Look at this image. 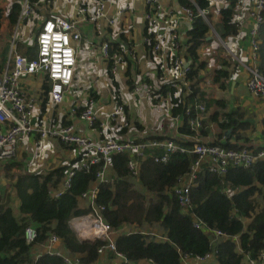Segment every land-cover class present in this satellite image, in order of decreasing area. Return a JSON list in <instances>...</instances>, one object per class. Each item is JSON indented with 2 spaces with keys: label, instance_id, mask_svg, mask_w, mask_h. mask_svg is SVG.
I'll list each match as a JSON object with an SVG mask.
<instances>
[{
  "label": "trees",
  "instance_id": "trees-1",
  "mask_svg": "<svg viewBox=\"0 0 264 264\" xmlns=\"http://www.w3.org/2000/svg\"><path fill=\"white\" fill-rule=\"evenodd\" d=\"M178 2L182 6L191 7L195 14L197 7L210 6V0ZM236 2L237 0H228L227 4L219 7L220 36L223 40L239 32L240 25L234 19ZM19 8L20 5L15 2L6 14L8 25L15 22ZM3 15V8L0 6V26ZM209 29L207 21L196 14L187 30L184 57L189 62L190 69L184 79L190 81L189 88L183 84L178 90L176 85L180 84L181 79H177L162 83L157 90L160 96L169 97L170 115L182 117V123L178 127L180 135L194 134L188 123L187 106L194 100L201 99L206 106L212 103L204 98L201 90L199 71L205 67L206 60L198 53V48L207 41ZM257 39L258 68L264 75V19L259 25ZM110 42L111 49H120L114 41ZM33 45H29L24 52L29 57H36V44ZM6 51L7 48H4L1 54L5 55ZM229 64L230 59L223 58L221 66L214 69L213 80L220 87H225L223 81L231 75L227 68ZM42 76L44 81L40 92L43 95L41 106L44 107L50 100L49 86L45 79L47 75ZM126 81L129 87L133 86L130 75ZM113 83L116 84V80ZM89 91L92 97H97L95 90ZM157 98L152 100L156 101ZM119 102L122 100L119 99ZM216 102L225 106L223 98ZM76 108L78 113L82 106ZM124 108L127 119H130L126 103ZM63 117L65 119L61 123L67 124L72 120L68 113ZM209 118L216 119L217 112L210 114ZM218 122L222 128H230L231 134L236 138H244V131L251 126L244 119V112L238 108L224 111L222 120ZM135 123L141 128L138 122ZM261 124L264 134V115ZM95 126L96 129L100 128L99 121ZM122 128L125 127L119 125L118 129ZM200 129L203 135L209 132L205 119ZM114 135L117 136V133ZM174 138L187 145L191 143L178 136ZM213 141L227 147L238 146V143L230 142L229 137L224 142L219 139ZM61 143L66 144L62 141ZM129 157L125 152L112 155L110 165L115 175L108 181L99 182L95 197L97 203L105 206L103 216L114 229L124 223L136 227L135 230L119 233L114 237L116 250L124 257L119 264H136L141 259L150 260L153 264H182L185 255L196 257L208 253H213L216 261L211 264H248L244 260L245 255L254 260L259 259L260 251L264 249V159L253 162L249 167L230 166L224 175L211 172L204 166L198 173L196 184L191 186L190 207L184 208L172 187L187 173L193 155L173 152L166 162L156 161L152 156L141 158L136 178L139 189L128 178ZM76 159L78 156L65 164L51 167L47 172L28 171L15 156L9 157V161L1 162L0 159L2 174L9 179L12 188L11 196L18 200V207L14 212L9 192L0 189V264H64L62 258L55 254L41 253L37 257L33 255V246L45 240L51 233L61 236L65 247L80 255L82 264H90L98 258L97 247L104 240H81L71 227L70 219L89 210L88 206L80 205V196L96 179L101 163L76 169L65 191L59 195L51 193V190L59 188L67 168ZM195 218L200 219L209 229L222 231L224 235L216 237L211 233L212 230L206 231L204 227L195 226ZM153 223L163 228L165 239H159L149 231H142V228ZM27 225L35 226L37 230L35 242H27L24 238L23 231ZM110 256L114 258L115 253L110 251Z\"/></svg>",
  "mask_w": 264,
  "mask_h": 264
},
{
  "label": "built area",
  "instance_id": "built-area-1",
  "mask_svg": "<svg viewBox=\"0 0 264 264\" xmlns=\"http://www.w3.org/2000/svg\"><path fill=\"white\" fill-rule=\"evenodd\" d=\"M116 1L73 0L71 14H68L65 11V5H60V0H20L18 14L12 24L13 32L6 63L0 70V159L14 155L18 142L31 133H37L41 138L53 137L76 148L78 159L67 168L59 188L51 190L53 195H59L69 187L71 176L76 169L87 168L91 164L100 162L101 168L94 180L98 183L90 185L80 196V199L87 200L89 210L74 215L70 219V225L80 239L104 240L97 247V252L99 254L113 251L115 257L112 264H119L124 257L116 250L113 238L114 228L103 216L105 206L97 203L95 197L99 182L107 181L105 180V169L110 166L114 153L129 154L127 162L129 175L134 179L138 176L141 158L152 156L156 161L166 162L173 152L193 155L187 173L181 176L172 187L173 193L176 194L180 205L184 208L190 207L191 186L196 184L198 173L204 166L211 172L224 175L230 166L249 167L253 162L264 159V141L260 144L241 143L237 147H227L206 139L205 135L200 133L207 114V106L202 99L194 100L186 109L189 115L188 123L194 131V134L183 135L184 140L191 141L189 145L173 136L149 135L141 138L115 136V130L119 125L127 127L132 123V120L126 117L125 101L122 99L117 83H113L115 94L112 106L102 116L98 112L95 98L91 95H87L78 113H76V105L68 106L69 116L79 118L90 128L96 127L95 124L99 121L100 128L97 129L98 137L95 139L79 132L73 122L67 124L52 121L38 122L35 108L43 100L40 92L42 89L37 91V87H29L28 79L46 74L49 100L53 104H62L74 81L76 67L81 59L79 45L84 37V29L98 30L101 22L106 27L113 26L117 19H121L131 10L128 3L118 5ZM141 1L144 6L142 41L155 52V60L160 73L156 76L158 81H146L142 86L134 84L133 91L141 97H159L157 90L162 83L177 80L169 78L165 71L167 65L177 77H180L178 79H181L180 84H175L177 89L180 90L183 84L189 88L190 81L184 78L190 66L179 52L183 42L175 29V21L179 18L192 21L193 17L198 14L209 24V7H197L195 14L191 7L181 5L177 12H172L166 9L164 0ZM36 13L42 14V18L36 22L34 31L37 54L36 57H29L17 50V41L32 43L28 37L29 27H31L29 22ZM248 16L252 20L249 27L250 62H242L241 65L247 70L246 87L253 94L264 97V75L258 68L257 39L259 25L264 19V0H249ZM167 22L172 30L169 32V39L163 41V25ZM110 41L109 38L101 39L96 46V51L101 60L106 63L109 72L114 75L121 64L126 62L127 56L132 59L135 56L128 48L111 49ZM119 99L122 102H119ZM193 224L197 227H204L206 231L212 230L211 233L216 237L224 235L218 229H209L198 218L194 219ZM23 235L27 242H35L37 237L35 226L27 225ZM233 238L236 239V236ZM37 244L39 249L34 257L41 253H49L60 256L64 264H82L80 255L66 248L61 236L55 233H51L45 240L35 245ZM187 257L189 256H183L182 264H211L212 256L211 253L196 256L191 263H188ZM247 260L248 264H257V262L264 264V249L260 251L258 260L248 256ZM90 264L98 263L94 261Z\"/></svg>",
  "mask_w": 264,
  "mask_h": 264
},
{
  "label": "crops",
  "instance_id": "crops-1",
  "mask_svg": "<svg viewBox=\"0 0 264 264\" xmlns=\"http://www.w3.org/2000/svg\"><path fill=\"white\" fill-rule=\"evenodd\" d=\"M19 5L20 0H0V6L3 8V12L8 11L14 3ZM227 4L228 0H210L209 6V33L207 34V41L203 42L198 48V53L202 55L206 60V65L199 71V77L201 79V90L204 92V98L211 100V104L207 106V114L205 117L209 132L205 134L206 139L215 140L219 139L224 142L229 137V141L233 143H262L264 141V134L262 133L261 118L264 115V97L253 94L245 85L247 70L241 65V63L250 62V35L249 27L251 26V18L248 16L249 0H237L235 4L234 19L239 23L240 29L237 35L227 37L223 40L220 36L221 20L219 14L220 3ZM128 3L131 10L123 16L121 19H117L113 26H105L103 23L98 30L91 31V29H84L83 39L88 45V58L92 60V65L89 66L91 72L80 71V62L82 55L79 54L78 65L75 71L74 81L65 96V101L62 104H53L48 101L44 107L41 103L36 105L35 113L37 114L38 122L52 121L59 123L63 120L64 114L68 113L69 105L82 106L87 95H90L89 89H93L97 92L96 102L97 109L102 116L112 106L113 95V78L116 80L119 92L122 95V99L128 105V115L132 120L131 124L124 129H116L115 133L121 138H141L149 135H162L184 138L178 132V127L182 123V117H173L169 113L170 100L168 96H160L156 101L152 98L136 94L132 87L127 84V78L129 75L133 79V85H143L146 81H158L156 76L160 73L155 60V52L150 49L142 41V35L144 32V19L143 10L144 6L141 0H117L116 4ZM167 10L177 12L180 9L178 0H164ZM9 24L8 19L5 18L2 27H6ZM191 25V21L186 18H179L175 21V29L177 30L183 45L179 52L184 57L186 50L184 42L187 38V30ZM10 26V25H9ZM163 41L169 39V32L172 30L169 23L163 25ZM169 28V30H168ZM109 38L114 41L115 44L122 49L128 48L135 56L134 59L127 56L126 62L122 63L119 70L111 76L108 71V67L104 61L98 60L99 54L96 51V46L101 39ZM221 38V39H220ZM17 50L19 52H26L27 48L31 44H27L21 40H18ZM4 48V47H3ZM7 52L5 55H0V67L3 68L6 63V57L8 55L9 46H6ZM230 59V64L227 67L231 72L230 77L224 79L225 87H220L219 83L213 80L214 69L221 66L222 59ZM166 66V73L169 78H180L175 75V72ZM95 70L99 73L96 75ZM129 72L128 74L126 72ZM171 75V77H170ZM44 77L42 75L33 76L28 79L29 87H37V91L42 89V83ZM224 99L225 106H220L216 100ZM234 108H238L244 112V119L251 123V126L244 131V138H236L231 134H225L226 128H222L218 121L223 118L224 111H229ZM217 112V118H209L210 114ZM214 116V115H213ZM212 116V117H213ZM65 119V118H64ZM71 122L74 123L75 128L88 135L90 138H97L98 132L96 128H90L85 122L77 117H73ZM135 122L141 125V128L137 126ZM135 123V124H134ZM44 152L46 162H40L39 153ZM24 155L20 161L23 162V168L30 163L36 165L39 164L40 170H32L34 166L28 168V171L47 172L52 165L65 164L72 158L77 157V150L68 144L61 143L60 140L53 137L41 138L37 133H31L23 140L18 142L15 154ZM38 153V158L36 154ZM42 155V153H41ZM40 155V156H41ZM18 159V158H17ZM9 161V158L2 159L3 161ZM44 161V160H43ZM1 166V163H0ZM41 166V168H40ZM43 167V168H42ZM46 167V168H45ZM1 169V167H0ZM19 172V171H18ZM115 175L113 168L108 166L105 169V180H110ZM5 176H1L3 178ZM128 178L136 183V188H140L136 179L128 176ZM93 181L90 185L97 184ZM80 205L87 207V200L80 199ZM18 207V200L14 199V212ZM72 227V226H71ZM148 229L142 228L144 232L149 231L154 233L157 238L165 239L164 230L159 224L153 223L146 226ZM153 227H157L155 230ZM134 225L124 223L113 231V238L119 233H127L135 230ZM39 245L33 246V255L38 251ZM211 263H216L214 254L211 253ZM113 258L110 256V251L99 253L98 258L95 260L98 264H112ZM194 257H187L188 263H191ZM247 260V255L244 258ZM264 262V261H263ZM136 264H153L152 261L147 259H141Z\"/></svg>",
  "mask_w": 264,
  "mask_h": 264
},
{
  "label": "rangeland",
  "instance_id": "rangeland-1",
  "mask_svg": "<svg viewBox=\"0 0 264 264\" xmlns=\"http://www.w3.org/2000/svg\"><path fill=\"white\" fill-rule=\"evenodd\" d=\"M60 2H61L60 5H62V6L65 5V8H66L65 11H66V13H68V14L70 13L71 14L70 11H71V8H72L73 0H60ZM6 14H7V12L4 11L3 20H2V23H1V26H0V55L3 52V49L6 48V46H9V42L11 40L12 32H13V26L12 25L11 26L7 25L5 28L2 27L3 26L4 19L6 17ZM41 18H42V14L41 13H36L33 16L32 20L29 22V24H31V27H29L30 30L28 31V33H29V36L28 37L32 41V43L29 42L31 45H33V44L35 45V43H34V42H36L35 33H34V31H35V25H36V22L38 20H40ZM90 24L94 28V25H93V23L91 21H90ZM101 24H102V22L100 23V25ZM17 45H18V42H17ZM88 45L89 44L84 39H82V41L80 42V45H79V52H80V55H82V60L80 62V71H81L82 74H84V72H87V73L88 72H91V69L89 68V66H91L92 63H93L92 60L90 58H88V54H89ZM97 59L100 60V57H97ZM95 73H96V75H99V73L97 72V70H95ZM41 153H42V155H41ZM41 153H39V159H40L39 161L40 162L41 161L42 162H46L47 160H45L46 157L44 156V152L42 151ZM12 156H15L18 159H21V157L24 158V155L21 156V155H19V153L18 154H14ZM36 158H38V153L36 154ZM34 162L28 164V166H25V167L26 168H30L31 166H34L35 165V167L32 170H40L39 167H38L39 164L36 165ZM56 165L57 164L52 163V165L51 164L50 165H47V167H55ZM40 168H41V166H40ZM2 173H3V171L0 169V189L2 191L5 190V191L9 192L8 196H10V201L12 202V206L14 207V198H13V195L11 196L12 188H11V185L9 183V179L7 177L1 178ZM144 228L145 229H148V227H144ZM153 228L155 230L158 229L157 227H153Z\"/></svg>",
  "mask_w": 264,
  "mask_h": 264
},
{
  "label": "water",
  "instance_id": "water-1",
  "mask_svg": "<svg viewBox=\"0 0 264 264\" xmlns=\"http://www.w3.org/2000/svg\"><path fill=\"white\" fill-rule=\"evenodd\" d=\"M223 6V2L220 3V7ZM207 38V37H206ZM230 132V128H227L225 130V134H228ZM81 240H85V239H81Z\"/></svg>",
  "mask_w": 264,
  "mask_h": 264
}]
</instances>
